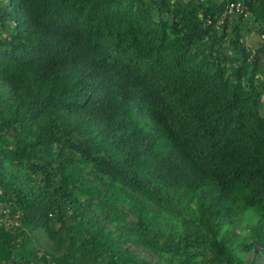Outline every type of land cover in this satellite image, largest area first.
I'll list each match as a JSON object with an SVG mask.
<instances>
[{
  "label": "trees",
  "instance_id": "trees-1",
  "mask_svg": "<svg viewBox=\"0 0 264 264\" xmlns=\"http://www.w3.org/2000/svg\"><path fill=\"white\" fill-rule=\"evenodd\" d=\"M263 30L264 0H0V264H260Z\"/></svg>",
  "mask_w": 264,
  "mask_h": 264
},
{
  "label": "built area",
  "instance_id": "built-area-1",
  "mask_svg": "<svg viewBox=\"0 0 264 264\" xmlns=\"http://www.w3.org/2000/svg\"><path fill=\"white\" fill-rule=\"evenodd\" d=\"M238 7V6H237ZM259 37L264 41V30L260 32ZM18 212L12 211L4 202H0V226L11 228L19 223Z\"/></svg>",
  "mask_w": 264,
  "mask_h": 264
},
{
  "label": "rangeland",
  "instance_id": "rangeland-1",
  "mask_svg": "<svg viewBox=\"0 0 264 264\" xmlns=\"http://www.w3.org/2000/svg\"><path fill=\"white\" fill-rule=\"evenodd\" d=\"M247 39H248V41H249L250 43H252V44L257 43L258 40H259L258 35H257L256 33H252L251 35H249V36L247 37ZM258 262H259L260 264H264V258H262V257L259 258Z\"/></svg>",
  "mask_w": 264,
  "mask_h": 264
}]
</instances>
